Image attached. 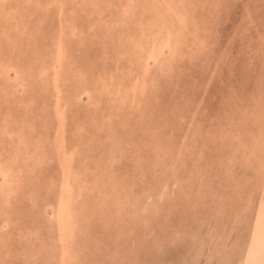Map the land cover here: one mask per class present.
<instances>
[{"label": "rangeland", "instance_id": "1", "mask_svg": "<svg viewBox=\"0 0 264 264\" xmlns=\"http://www.w3.org/2000/svg\"><path fill=\"white\" fill-rule=\"evenodd\" d=\"M263 197L264 0H0V264H264Z\"/></svg>", "mask_w": 264, "mask_h": 264}, {"label": "bare ground", "instance_id": "2", "mask_svg": "<svg viewBox=\"0 0 264 264\" xmlns=\"http://www.w3.org/2000/svg\"><path fill=\"white\" fill-rule=\"evenodd\" d=\"M64 197V196H63ZM263 199H264V197H263ZM65 199H63V201H64ZM66 201V200H65ZM263 202V201H262ZM261 203V202H260ZM262 206V205H261ZM264 209V208H263ZM64 211H65V207H64V204H63V202L62 203H60V205H59V207H58V217H59V220L60 221H62L63 220V218H64ZM259 214V213H258ZM258 216V215H257ZM259 219V218H258ZM84 225V224H83ZM62 240V239H61ZM63 242V241H62ZM64 253H65V250H63V255H64Z\"/></svg>", "mask_w": 264, "mask_h": 264}]
</instances>
